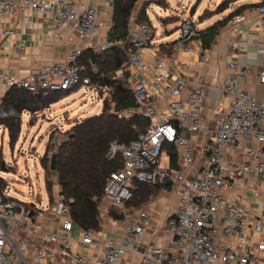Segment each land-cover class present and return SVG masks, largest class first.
<instances>
[{
  "label": "built area",
  "instance_id": "built-area-1",
  "mask_svg": "<svg viewBox=\"0 0 264 264\" xmlns=\"http://www.w3.org/2000/svg\"><path fill=\"white\" fill-rule=\"evenodd\" d=\"M155 2L137 0L128 36L125 42H120L123 48L130 50H127V59L115 72L118 80L126 82L129 80L127 72L139 71L146 66L145 49L151 45L154 32L149 23L137 21V13L143 5ZM12 9L21 13L38 10L50 16L57 27L74 29L82 45L72 49L65 59L48 63L26 77L3 75L7 89L19 86L37 93L40 90L90 85L96 96H100L98 81L92 82L90 75L83 74L80 57L85 47L101 51L117 43L111 41L105 32L112 24H107L101 11L94 6L80 5L76 0H0L2 14ZM252 12L264 27V4L257 5ZM245 16L246 13L235 14L227 25H233ZM181 27L182 33L173 43V49L195 51L196 22L186 17ZM22 46L21 41L17 42V47ZM163 56L161 52L155 55V67L163 64ZM208 59L204 56V60ZM229 67L232 72L224 81L223 90L231 96L230 107L218 113L215 126L208 133L207 159L196 170L195 176H189L193 171L194 143L187 133L205 129L202 114L205 87H196L183 97L187 80L182 75L169 80L158 72L153 78L135 81L132 88L136 106L117 109L112 102L109 109L119 118L140 113L149 120L146 131L137 139L129 143L113 141L107 152L109 159L122 158L120 166L107 177L102 199V204L106 203L108 207L106 211L122 209L124 212V216L117 218L125 224L121 239L115 236L103 238L99 230L79 226L72 217L68 201L60 194L54 198L51 207L53 227L47 228L40 219L50 204L46 206L35 201L32 209L36 213H32L29 208L32 205L9 195L5 187L0 189V264H124V255L138 247L150 222L146 210L133 209L126 203L132 198L137 182L156 180L183 184V193L177 212L166 221V229L172 239L170 245L154 241L147 243L138 264H213L227 261L248 264L257 262L261 254L264 256V209L251 219L241 201L229 203L224 193L225 187L232 185L234 177L248 174L264 177V95L258 97L242 85L253 72L251 65L231 62ZM260 80L264 83V68L260 71ZM103 89L112 90L107 86ZM161 98L165 100L164 106L157 107L156 102ZM170 143L177 149V167L160 163L162 152H167L166 145ZM234 143L244 145L249 160L230 165L225 162V149ZM253 193L257 194L256 191ZM224 211L230 215L225 222L221 220ZM135 215L139 221L133 220ZM249 228L262 234L257 243L258 253L246 245L229 247L220 238V230L225 229L243 239Z\"/></svg>",
  "mask_w": 264,
  "mask_h": 264
},
{
  "label": "crops",
  "instance_id": "crops-1",
  "mask_svg": "<svg viewBox=\"0 0 264 264\" xmlns=\"http://www.w3.org/2000/svg\"><path fill=\"white\" fill-rule=\"evenodd\" d=\"M76 1L80 5L96 7L101 11L107 24L109 26L112 24L114 0ZM223 1L216 4V6ZM229 1V4L224 9L219 10L220 12L216 11L218 16L211 22L205 20L206 18L204 17L201 18L196 24L197 30L206 28L237 9H240L237 14L246 13V16L233 25H227L226 22L216 34L210 47H204L201 40L195 37L193 43L197 45V49L192 52L173 49V42L180 36L174 40H167L164 36L161 38L156 36L157 27L149 10L152 4L157 2L149 4L147 13L150 16L154 34L151 39V45L145 49L146 66L142 70L131 71L126 74L129 78L127 82L131 86L135 81L153 78L158 72L165 74L169 80H172L177 75H182L187 80V86L182 92L183 97L188 96L196 87H205L206 96L202 103L205 129L196 133H187L194 143L193 171L189 172L191 177L195 176L196 170L207 159L208 133L214 128L218 113L230 107L231 96L223 90L224 81L230 77L232 72L229 63L237 62L251 65L253 72L242 82V85L258 97L264 95V83L260 80V71L264 68V27L259 24L256 15L252 12V9L256 7L255 5L262 0H233L232 3L231 0ZM182 16L177 20L180 25L183 19L188 17ZM171 18H173L172 14L166 16L157 15V19L164 26L163 31L165 33L172 31V28L174 29L176 26H180L175 25L177 21H172ZM7 31L12 32L9 34ZM19 41L23 43L21 48L17 47V42ZM80 45H82V42L74 29L57 27L50 16L38 10H28L25 13H21L17 9H12L7 14L0 12V75L2 77L0 80V103L7 91L3 75L16 74L19 77H26L31 73L38 72L48 63L65 59L72 49ZM158 52L164 55V59L161 66L155 67L153 60ZM204 56H208L209 59L204 60ZM164 103L165 100L161 98L156 102V106L163 107ZM0 112L2 111L0 110ZM166 153L168 156L167 165H170L168 150ZM249 159L250 157L244 152V145L241 143H234L225 149V162L229 165ZM33 165L36 166V162ZM53 175L55 195H58L60 187L55 171ZM183 188V184L173 185L169 182L165 186L158 187L147 201L137 206L130 205L133 209L146 210L150 215V222L142 235V240L138 247L134 250H129L124 255V264H138L142 258V251L149 242L154 241L157 244L170 245L172 239L166 229V221L177 212ZM253 191H256L257 194H254ZM224 193L229 203L233 204L241 201L246 215L251 219L257 217L264 209V177L261 174L234 177L232 185L225 187ZM102 202L100 203L99 232L103 238L115 236L121 239L125 224L113 217L111 211H106L108 207L106 203L102 204ZM45 205L47 206V204ZM222 214V221L225 222L230 218L227 211ZM132 218L134 221L140 220L136 215ZM40 220L43 226L47 228L53 227L54 216L51 207L42 213ZM220 238L229 247L246 245L253 252L258 253L257 243L262 238V234L249 228L246 230V236L243 239H239L233 232L228 233L225 229H221ZM77 246L80 249L84 248L81 245ZM263 263L264 256L261 254L257 262H249L248 264ZM213 264L240 263L227 261Z\"/></svg>",
  "mask_w": 264,
  "mask_h": 264
},
{
  "label": "trees",
  "instance_id": "trees-1",
  "mask_svg": "<svg viewBox=\"0 0 264 264\" xmlns=\"http://www.w3.org/2000/svg\"><path fill=\"white\" fill-rule=\"evenodd\" d=\"M162 2V0L157 1L159 4ZM229 2V0H224L217 10L224 9ZM136 3L137 0H114L113 22L107 32L110 40L117 42L116 44L101 51H95L91 47L84 48L80 64L84 68L83 74L90 75L92 82L98 81L102 108L98 113L75 121L68 130L67 137L60 142L56 150V169L53 171L57 175L59 194L68 201L74 221L84 228L99 230L100 203L105 195L107 177L122 163L120 156L114 159L108 158L107 152L111 143L113 141L129 143L146 131L149 125L148 118L143 114L134 113L130 117L119 118L117 114L109 111L112 102L115 103L117 109L136 106L132 86L127 81L123 82L115 78L116 70L127 59V50H130V48H123L120 42H125L128 36L129 22ZM259 4H264V0L255 6ZM147 6L149 4L139 9L137 21L152 25ZM239 11L240 9H237L206 28L197 30L195 37L201 40L204 47H210L221 27ZM104 86L112 90L105 91ZM71 90H40L32 93L19 86L7 89L0 103V110L4 113V116H0V125H4L10 144L14 145L20 136L23 112L37 116L39 111L49 107ZM12 110L16 114L10 113ZM166 148L170 156V166L177 167L176 146L170 143L166 145ZM0 159H2L1 155ZM47 160L46 155L41 158L44 168L49 167ZM46 181L47 190L50 193L52 182ZM168 183L158 180L137 182L133 188L132 198L126 203L127 206H137L147 201L158 187ZM4 186L6 182L0 177V189H4ZM50 197L53 198L52 192ZM30 205H32L29 207L32 213H36L32 209L34 204L30 203ZM110 211L115 218L124 216L121 209Z\"/></svg>",
  "mask_w": 264,
  "mask_h": 264
},
{
  "label": "rangeland",
  "instance_id": "rangeland-1",
  "mask_svg": "<svg viewBox=\"0 0 264 264\" xmlns=\"http://www.w3.org/2000/svg\"><path fill=\"white\" fill-rule=\"evenodd\" d=\"M159 1V0H157ZM156 1V2H157ZM160 4H152L150 14L156 25V36L174 40L182 33V27L178 18L188 16L198 24L201 18L208 22L218 16L216 11L222 0H162ZM233 0H231V3ZM153 9V10H152ZM220 12V11H219ZM201 13V14H200ZM214 13V14H213ZM172 21H177L172 31L165 33L164 26L157 19L158 16L171 15ZM200 14V15H199ZM213 14V16H211ZM181 15V16H179ZM174 25V26H175ZM90 85H82L63 95L58 101L33 116L28 112L22 114V130L14 145L9 142V137L4 125H0V166L4 161L7 170L0 169V177L6 182V192L27 205L35 201L42 204H50L52 207L55 195L54 171L50 168L51 157L56 153L57 147L68 134L71 125L86 116L98 113L102 108V98L95 94ZM16 114L13 110L10 112ZM0 116H4L0 112ZM51 139V140H49ZM48 157V168L41 164V158ZM40 160V161H39ZM36 162V166H34ZM161 165L168 164V156L162 152ZM46 180L52 182V196L46 186ZM38 212V211H37Z\"/></svg>",
  "mask_w": 264,
  "mask_h": 264
},
{
  "label": "water",
  "instance_id": "water-1",
  "mask_svg": "<svg viewBox=\"0 0 264 264\" xmlns=\"http://www.w3.org/2000/svg\"><path fill=\"white\" fill-rule=\"evenodd\" d=\"M7 166L5 164V162L2 163V166L0 167L1 170H7ZM50 168L52 170L56 169V153H54L51 157V164H50Z\"/></svg>",
  "mask_w": 264,
  "mask_h": 264
}]
</instances>
